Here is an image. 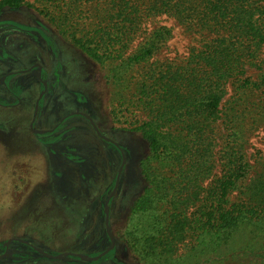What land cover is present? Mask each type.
Masks as SVG:
<instances>
[{"label":"rangeland","instance_id":"374dc122","mask_svg":"<svg viewBox=\"0 0 264 264\" xmlns=\"http://www.w3.org/2000/svg\"><path fill=\"white\" fill-rule=\"evenodd\" d=\"M95 5L98 17L93 14ZM139 9L143 14L146 6ZM119 20L110 0H25L17 9L0 8V81L8 86L10 73L3 81L8 71L32 69L19 76L23 84L9 79V87L22 102L16 108L0 103V264H143L128 243L129 220L147 183L144 166L155 163L138 128L156 114L148 99L155 82L166 71L189 66L191 48L200 46L202 31L157 14L142 16L132 31L120 34L110 29ZM160 27H166L167 33L157 52L148 60L127 65ZM75 42L85 48L100 43L108 52L103 55L95 48L98 53L93 59ZM256 52L259 68H244L253 90L246 97L227 86L221 107L222 112L242 116L250 129L244 149L251 177L264 163V124L257 123L264 104V43ZM40 79L46 89L34 130L40 135L52 132L61 117L73 116L47 137L30 129L42 90ZM0 88L4 89L1 83ZM13 99L7 96L4 102ZM155 104H160L158 99ZM74 114L85 115L120 153L96 135L86 118ZM183 117L169 124V131L180 132L190 151L194 143ZM206 144L201 148H208ZM190 169L186 160L164 171L165 177L176 174L177 187H187L184 197H190L194 189L203 194L209 185L208 175L197 183ZM113 190L108 207L113 251L102 256L111 245L102 210ZM185 206V211L192 212L188 202ZM187 236L181 238L179 248L191 242ZM41 253L69 255L48 259Z\"/></svg>","mask_w":264,"mask_h":264},{"label":"trees","instance_id":"16d2710c","mask_svg":"<svg viewBox=\"0 0 264 264\" xmlns=\"http://www.w3.org/2000/svg\"><path fill=\"white\" fill-rule=\"evenodd\" d=\"M24 1L0 0V8L17 9ZM257 1L110 0L121 19L110 29L120 34L132 31L142 16L157 14L202 31L200 46L191 48L189 66L166 71L152 86L148 99L156 114L138 128L155 163L144 166L147 183L129 220L128 243L143 264H264V163L251 177L244 149L250 129L242 116L221 108L227 86L246 97L253 90L244 68H259L256 50L264 43V0ZM140 5L146 6L143 14ZM96 9L97 5L93 14L98 17ZM158 29L127 65L148 60L157 52L167 33L166 27ZM75 45L93 59L98 53L95 48L103 55L108 52L100 43L94 48L80 42ZM182 116L191 129L190 151L180 132L169 131V124ZM257 123L264 124V104ZM206 142L208 148H201ZM186 160L197 183L208 175L203 194L194 189L190 197H184L187 187H177L176 174L164 176L165 170L172 171ZM186 202L192 212L183 208ZM186 234L191 242L179 248Z\"/></svg>","mask_w":264,"mask_h":264},{"label":"flooded vegetation","instance_id":"af4514ba","mask_svg":"<svg viewBox=\"0 0 264 264\" xmlns=\"http://www.w3.org/2000/svg\"><path fill=\"white\" fill-rule=\"evenodd\" d=\"M14 59H15V58H13L12 61H15ZM16 59H19V58L16 57ZM37 67H38V66H37ZM38 68H39V67H38ZM38 68H37V69H38ZM33 70H34V69H33ZM15 71H16V70H15ZM29 71H32V69L30 70V68H29L28 70L23 71V72H19V73H13V71H8L7 74H4V75H3V81L6 80V78L8 77L7 75H8L9 73H10V75H12V77L8 78V86H6V85L2 82V79H1V81H0V83L2 84V86H3V88H4L3 90H1V88H0V92H1V94H0V103H2V104H4V105H13V106H9V107H11V108H16V107L22 102V101H21L22 98H20V96L18 95V92H16L12 87H9V79H10V82H13V81H14L15 85L23 84V81H22L21 78H19V76H20V75H25V74H26L27 72H29ZM39 74H40V76L42 77V75H43V71H41L40 68H39ZM11 79H12V80H11ZM18 79H20V82H22V83L17 82ZM39 86H40V89L42 88V90H41V94H40V95L38 96V98L36 99V103H35L34 111H33V117H32V121H31V123H30V129L33 131V133L35 132V134H36L37 136H39V137H40L41 135H43V134L45 135V137H47V136H50V135H51V133L54 131L55 128L57 129L58 127H60L61 125H63L64 122L67 121L68 118H72L73 116L71 117L72 114H68V115H65L64 117H61V118L59 119V121H57V123L55 124V127L53 128V131L50 132L51 130H49V133H50V134L45 132V133H43V134L40 135V133H39L37 130H34V127H33L34 118H35V116H36L37 113H38V108L42 105L43 92H44L45 89H46V88H45V87H46V86H45V83L42 81V79H40V81H39ZM61 89L63 90V88H61ZM2 91H3V92H2ZM7 96H8V97H10V96L14 97V99H13L14 102L5 103L4 101L7 102V100H6V97H7ZM1 100H2V101H1ZM74 115H76L77 117L86 118V120H87L88 123L90 124L91 128H92L93 131L96 133V135H97L99 138H101V140H103V142H105L106 145H113L114 148L120 153V148L117 147L115 143H113L111 140H109V139L105 138L104 136H102L99 132H96V131H95L94 125L91 124L90 120H89L85 115H83V114H74ZM56 129H55V130H56ZM120 155H121V160H122V162H124V160H125L124 155H123L122 153H121ZM118 179H119V175L117 174V175H116L115 182H114V187H115V185L117 184ZM114 192H115V191L113 190L112 194H110L109 198H108V199L106 200V202L104 203L103 210H102V213H103V215H104L105 236H106V238H108L109 241L111 242L110 247L107 248L106 250H104V251H102V252L100 253V254H103L102 256H105L106 254H109V253H111V251H113V245H112L111 234H110V230H109V222H108V207H109V205H110V203H111L112 196H113ZM105 209H106V213H105ZM106 214H107V229H108L110 235H108L107 232H106V226H105Z\"/></svg>","mask_w":264,"mask_h":264},{"label":"water","instance_id":"95a60500","mask_svg":"<svg viewBox=\"0 0 264 264\" xmlns=\"http://www.w3.org/2000/svg\"><path fill=\"white\" fill-rule=\"evenodd\" d=\"M105 213H106V209H105ZM105 226H106V232H107V234L108 235H110L109 234V231H108V229H107V214H106V221H105ZM44 257H46V258H48V259H59V258H61V257H63V256H67V255H69V254H58V255H56V256H50V255H47V254H45V253H41ZM77 256V255H76ZM78 258H81L80 256H77ZM84 259V258H83Z\"/></svg>","mask_w":264,"mask_h":264}]
</instances>
